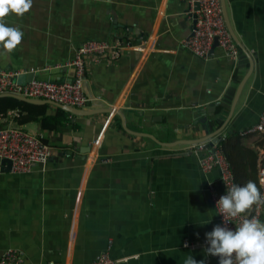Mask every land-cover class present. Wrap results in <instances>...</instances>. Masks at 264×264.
Returning <instances> with one entry per match:
<instances>
[{
    "label": "crops",
    "instance_id": "0c3cea01",
    "mask_svg": "<svg viewBox=\"0 0 264 264\" xmlns=\"http://www.w3.org/2000/svg\"><path fill=\"white\" fill-rule=\"evenodd\" d=\"M227 10L246 50L238 47L235 61L220 47L205 58L184 47L189 0H33L23 17L5 18L24 36L0 69L62 70L87 41L129 40L133 48L86 59L89 102L80 109L92 115L70 113L44 130L41 119L60 108L0 111V128L41 135L52 148L46 169L32 173L5 172L0 160V260L16 250L21 264H91L106 252L138 256L128 264H185L188 256L219 264L203 243L218 225L221 173L205 172L209 151L184 141L220 130L224 140L239 136L228 152L241 186L258 178L264 147L263 135H242L264 111V0H227ZM68 69L47 82L71 79Z\"/></svg>",
    "mask_w": 264,
    "mask_h": 264
},
{
    "label": "built area",
    "instance_id": "2783aa9c",
    "mask_svg": "<svg viewBox=\"0 0 264 264\" xmlns=\"http://www.w3.org/2000/svg\"><path fill=\"white\" fill-rule=\"evenodd\" d=\"M198 3L200 9L194 11V5ZM189 15L193 20L190 36L184 40V47L198 57H207L212 50L215 38H218V46L226 56L233 61L238 59L240 50L229 34L221 7L220 0H189ZM196 15L194 23L193 15ZM144 44L139 45L141 51ZM125 48H133L131 41H87L77 50L76 57L67 64L72 70V78L65 81H32L19 84L17 77L24 74L14 70L0 69V95L10 94L21 96L33 100H46L59 103L68 107L81 108L85 106L89 99L84 92V81L86 76V59L104 58L108 54L116 58L120 56V51ZM260 134L264 136V111L256 125L248 128L242 135ZM195 153L209 151L208 155L201 161V167L205 172L218 169L221 173V180L224 186L222 193H215L213 203L216 204L221 196L235 184V177L232 167L219 145L209 148L206 144H199L192 147ZM52 156V148L45 142L41 135L31 134L21 128H0V160H9L12 163L11 173L27 174L36 169H46ZM260 166L258 171V183L260 192L264 194V147L261 150ZM217 211L218 225L224 226V218ZM264 206L254 207L247 213L248 218L255 217L262 223ZM227 227L234 230L237 220H227ZM209 246L206 241L203 243ZM115 261L108 252L102 253L91 264H115ZM22 254L16 250L7 251L0 264H21Z\"/></svg>",
    "mask_w": 264,
    "mask_h": 264
},
{
    "label": "clouds",
    "instance_id": "9594fccd",
    "mask_svg": "<svg viewBox=\"0 0 264 264\" xmlns=\"http://www.w3.org/2000/svg\"><path fill=\"white\" fill-rule=\"evenodd\" d=\"M33 6V0H0V57H6L22 43L24 33L19 27L8 26L5 18L10 14L23 17ZM264 206V194L257 184L249 180L245 185L233 184L221 196L216 209L224 218V226L216 225L205 234V256L219 258V264H264V223L259 219L248 218L247 213L254 207ZM239 223L232 230L227 227V220ZM138 256H125L115 264H128ZM185 264H197L188 256ZM199 264H205L203 260Z\"/></svg>",
    "mask_w": 264,
    "mask_h": 264
},
{
    "label": "water",
    "instance_id": "95a60500",
    "mask_svg": "<svg viewBox=\"0 0 264 264\" xmlns=\"http://www.w3.org/2000/svg\"><path fill=\"white\" fill-rule=\"evenodd\" d=\"M220 2H221V7H222L224 21H225V24H226V27H227V30H228L229 34L233 38V40L236 43L237 47H240L243 51L246 52V50L242 46L241 42L239 41L234 29L232 28V24L230 22V18H229V15H228V10H227V0H220ZM199 9H200V5L198 3H196L194 5V11H198ZM196 17L197 16L194 14L193 15L194 23H195ZM217 47H219L218 46V38H215L214 45H213V48L211 50V53H213ZM68 70H69L68 67H66V68H64L62 70H60V69H51V70H46V71H37V72L34 71V72H30L29 74H24V75L18 76L17 77V82L19 84H25V83H29V82H32V81H44V82L45 81L46 82L47 81H53V79L48 80V78H46V77L49 76V78H50V76H52L54 74H59L62 71L68 72ZM244 83L245 82H242L240 84V87L238 89L237 95L235 97V100H234L232 108H231L229 119L232 117V115L234 113L235 107H236V105L238 103L239 97H240L241 92L243 90ZM5 97L15 98V99H18V100H21V101H24V102H27V103L35 104V105L50 104V105H53V106L58 107L60 109H63V110H65V111H67V112H69V113H71L73 115H76V116H89V115L94 114L90 110H84V109H80V108H77V107H68V106H64V105H61L59 103L52 102V101L33 100V99H27V98H24V97L10 95V94H2V95H0V98H5ZM110 111H112V110L111 109H107V113H110ZM222 132H223V130H220L219 132L213 133L210 136H207V137H204V138H201V139H196V140H188V141H184V142L187 145H197V144H200V143L209 142L208 147L212 148V147H214V145H219L224 140V137L221 135ZM145 136H148L151 139L155 140L156 142H158L160 144H163V143L159 142L152 135H145ZM2 165L4 167V171L5 172H10L11 171V166H12L11 161L5 159V160H3Z\"/></svg>",
    "mask_w": 264,
    "mask_h": 264
},
{
    "label": "trees",
    "instance_id": "16d2710c",
    "mask_svg": "<svg viewBox=\"0 0 264 264\" xmlns=\"http://www.w3.org/2000/svg\"><path fill=\"white\" fill-rule=\"evenodd\" d=\"M13 108L19 109L22 113H26V112L30 111L31 109H35L39 113H42L46 109L45 106L32 105V104L24 103L22 101L15 100L13 98H0V111L2 113L6 114L9 109H13ZM221 110H222L221 107H219L218 108V112L221 113ZM68 114H70V113L65 111V110H63V109H58V112H57L56 116H54L53 118L50 117V116H46V117L41 119L42 128L44 130H52V129L56 130L57 128H59L60 126H62L64 124ZM21 116L19 117V122L20 123L22 121H25V120H23L25 118H23ZM37 119L40 120L39 117ZM54 120H55V122H54ZM51 121H53V123H51ZM231 138L235 139V140H240V137L239 136L237 137L236 134H233L229 139H231ZM228 140L222 141L221 144H220V147H221L222 152L224 153V155L226 156V158L228 159V161L231 164L232 171H233V174H234V177H235V185L241 186L239 184V180H238L239 176H238L237 172L234 169L233 161H232V159H231V157L229 155V152H228V147H229ZM254 182L257 184V187L260 190V186H259V183H258V178ZM249 212H251V211H249ZM262 220L264 221V215H263Z\"/></svg>",
    "mask_w": 264,
    "mask_h": 264
}]
</instances>
